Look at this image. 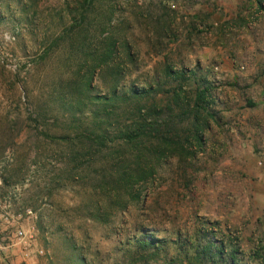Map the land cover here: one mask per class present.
Instances as JSON below:
<instances>
[{"label":"rangeland","instance_id":"rangeland-1","mask_svg":"<svg viewBox=\"0 0 264 264\" xmlns=\"http://www.w3.org/2000/svg\"><path fill=\"white\" fill-rule=\"evenodd\" d=\"M108 4L109 26L134 57L122 84H159L164 93L147 104L171 106L165 66L193 71L181 99L206 77L214 119L201 146L184 142L188 122L175 126L183 149L162 161L156 144L88 155L76 145L75 168L55 137L74 132L67 105L79 97L82 57L56 38L78 4L0 0V264H168L145 263L134 240L182 242L202 227L235 243L240 264H264V0H100L84 35ZM98 74L92 86L104 95L111 76ZM136 170L148 178L131 187Z\"/></svg>","mask_w":264,"mask_h":264},{"label":"trees","instance_id":"trees-1","mask_svg":"<svg viewBox=\"0 0 264 264\" xmlns=\"http://www.w3.org/2000/svg\"><path fill=\"white\" fill-rule=\"evenodd\" d=\"M73 1L78 4L74 8L76 14L71 15L69 24L56 39L66 38L70 48H77L82 57L76 72L81 84L79 97L67 105L72 116L71 126H74L71 129H74V132L56 137L44 131L40 134L50 140L53 137L64 140L71 149L68 164L73 163V166L76 165L75 168L78 166L77 158L72 149L76 145L83 147L84 154L88 155L91 149L98 153L116 144L134 147L138 153L140 149L148 151L151 144L152 146L156 144L153 146L154 153L157 154L156 159L162 161L168 155L172 156L176 149L182 148V145H179L181 142L176 141L179 134L173 128L187 122L189 134L184 142L201 146L202 131L209 120L214 119V113L210 110L214 102L213 84L206 77H201L192 94L193 98H185L184 103L181 99V94L184 93L183 85L194 78L195 73L166 65L163 76L176 83L174 88L166 92L172 94V105L161 107L153 103L147 104L153 96L164 91L160 89L159 84L156 88L151 85L137 88L134 85L122 84L123 77L127 74L125 71L127 62L133 63L134 57L129 43L125 39L118 40L116 33L109 26V18L114 14L115 5L108 4L107 16L103 15L105 19L97 23L92 33H90L92 22L89 18L87 37L83 34L88 19L87 12L89 11L90 15L100 0ZM107 1L111 3V0ZM48 50L46 49L38 58H44L49 53ZM104 72L111 77L109 85L105 86V94L99 95L94 93L96 88L92 83L98 73ZM131 176L130 174L127 177L130 178L127 183L131 187L148 178L142 176L139 170ZM205 224L208 223L202 225ZM215 233L214 228L202 227L196 232V237L182 242L178 239L160 240L154 234H144L136 238L134 243L139 252L147 254L141 256L145 263L149 260L162 259L168 264H240L237 245L230 243L226 246L224 241L215 237ZM172 250L173 259L170 260L168 255Z\"/></svg>","mask_w":264,"mask_h":264},{"label":"built area","instance_id":"built-area-1","mask_svg":"<svg viewBox=\"0 0 264 264\" xmlns=\"http://www.w3.org/2000/svg\"><path fill=\"white\" fill-rule=\"evenodd\" d=\"M30 212H31V211H30ZM17 233L19 234V237H20V238H22V237L25 235V234H24L22 231H20V230H19Z\"/></svg>","mask_w":264,"mask_h":264}]
</instances>
